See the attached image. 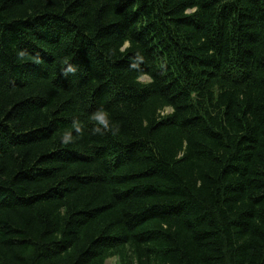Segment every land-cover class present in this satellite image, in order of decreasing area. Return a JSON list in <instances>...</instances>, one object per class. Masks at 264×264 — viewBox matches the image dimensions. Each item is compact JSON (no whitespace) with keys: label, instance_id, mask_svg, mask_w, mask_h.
Instances as JSON below:
<instances>
[{"label":"trees","instance_id":"obj_1","mask_svg":"<svg viewBox=\"0 0 264 264\" xmlns=\"http://www.w3.org/2000/svg\"><path fill=\"white\" fill-rule=\"evenodd\" d=\"M108 259L264 264V0H0V264Z\"/></svg>","mask_w":264,"mask_h":264},{"label":"rangeland","instance_id":"obj_2","mask_svg":"<svg viewBox=\"0 0 264 264\" xmlns=\"http://www.w3.org/2000/svg\"><path fill=\"white\" fill-rule=\"evenodd\" d=\"M105 264H117V261L115 259H108Z\"/></svg>","mask_w":264,"mask_h":264},{"label":"bare ground","instance_id":"obj_3","mask_svg":"<svg viewBox=\"0 0 264 264\" xmlns=\"http://www.w3.org/2000/svg\"><path fill=\"white\" fill-rule=\"evenodd\" d=\"M114 52V51H113ZM97 68V67H96ZM79 71V70H78ZM92 85V84H91ZM22 114V113H21ZM92 120V119H91ZM130 215V214H129ZM175 234V233H174Z\"/></svg>","mask_w":264,"mask_h":264}]
</instances>
